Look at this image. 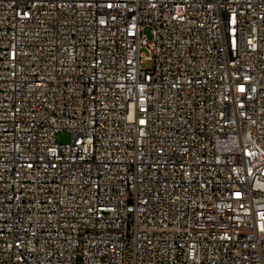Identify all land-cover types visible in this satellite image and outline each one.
I'll return each mask as SVG.
<instances>
[{"label": "built area", "instance_id": "1", "mask_svg": "<svg viewBox=\"0 0 264 264\" xmlns=\"http://www.w3.org/2000/svg\"><path fill=\"white\" fill-rule=\"evenodd\" d=\"M0 264H264V0H0Z\"/></svg>", "mask_w": 264, "mask_h": 264}, {"label": "rangeland", "instance_id": "2", "mask_svg": "<svg viewBox=\"0 0 264 264\" xmlns=\"http://www.w3.org/2000/svg\"><path fill=\"white\" fill-rule=\"evenodd\" d=\"M150 65V62H147L143 65V68H149ZM56 142L60 144L68 143L70 142V135L66 132H60L56 135Z\"/></svg>", "mask_w": 264, "mask_h": 264}, {"label": "snow or ice", "instance_id": "3", "mask_svg": "<svg viewBox=\"0 0 264 264\" xmlns=\"http://www.w3.org/2000/svg\"><path fill=\"white\" fill-rule=\"evenodd\" d=\"M241 90H243V89H241Z\"/></svg>", "mask_w": 264, "mask_h": 264}]
</instances>
